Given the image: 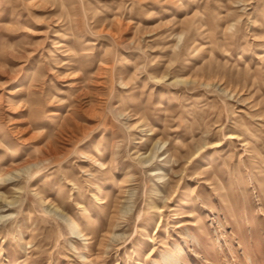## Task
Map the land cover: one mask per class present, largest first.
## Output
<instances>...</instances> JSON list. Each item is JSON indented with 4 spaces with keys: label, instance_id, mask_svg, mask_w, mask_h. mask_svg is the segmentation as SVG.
I'll return each mask as SVG.
<instances>
[{
    "label": "rangeland",
    "instance_id": "rangeland-1",
    "mask_svg": "<svg viewBox=\"0 0 264 264\" xmlns=\"http://www.w3.org/2000/svg\"><path fill=\"white\" fill-rule=\"evenodd\" d=\"M172 1L0 0V264H264V0Z\"/></svg>",
    "mask_w": 264,
    "mask_h": 264
},
{
    "label": "bare ground",
    "instance_id": "bare-ground-1",
    "mask_svg": "<svg viewBox=\"0 0 264 264\" xmlns=\"http://www.w3.org/2000/svg\"><path fill=\"white\" fill-rule=\"evenodd\" d=\"M62 2H63V0H61ZM172 1V0H171ZM173 2V1H172ZM132 4V6H133V2L131 3ZM34 5H36V4H34ZM131 6V7H132ZM23 7V6H22ZM25 7V6H24ZM34 7H36V6H34ZM28 12V11H27ZM7 13V12H6ZM30 13V12H29ZM30 15V14H29ZM255 21V20H254ZM77 23H78V21H77ZM79 24V23H78ZM201 25V24H200ZM182 26V25H181ZM77 27L78 28H80V26H78L77 25ZM193 33V32H192ZM182 35V34H181ZM91 45V43H89V41L85 44V45ZM20 67V66H19ZM22 69V68H21ZM12 76V75H11ZM9 77V76H8ZM12 79V78H11ZM30 87H32L31 85H30ZM29 90V89H28ZM34 90V89H33ZM30 91V90H29ZM35 91V90H34ZM1 111H0V122L2 121L1 120ZM67 123H71V121L69 120V119H65V120H63V122H62V126H64L65 124H67ZM34 126V125H33ZM37 129V128H36ZM0 130L2 131V129L0 128ZM71 131L73 130V127L70 129ZM144 130H146V129H144ZM143 130V131H144ZM1 131H0V133H1ZM7 131L5 130H3V141L5 140V141H7L6 140V137H7V133H6ZM39 132H41V131H39ZM46 131H44V133H45ZM33 136H35V134L33 135ZM228 138H230V139H233V138H239V139H244L243 138V136H242V134H240V133H235V132H232V133H230V134H228V136H227ZM32 138V137H31ZM36 139V138H35ZM146 139H150V140H153V138H152V136L151 137H146ZM48 149H47V153L45 154V155H43V156H40V157H38V159H36V160H34V161H32L31 163H28V164H26L25 166H23V167H21V168H18L17 169V171L15 170V171H13V172H10V173H8L4 178L2 177V175L0 176V180H2V179H5L6 177V179H9V178H12V177H14V176H19V175H21V173H20V171H26L28 168H30L31 166H33V165H35V164H37L38 162H43V161H45V160H47V159H49L50 157H55L56 155H57V153H58V149L56 148V147H52L50 144H48V147H47ZM44 154V153H43ZM143 157H146V156H143ZM153 156H150L149 158H147V159H145V161L144 162H148L151 158H152ZM167 157L168 156H165V162H168L169 160L167 159ZM154 175H157L158 174V179L161 181V182H163L162 183V185L161 186H163V187H165L168 183H167V181L165 180V178H166V176H167V173L166 172H164V171H160V173L158 172V171H153L152 172ZM15 178V177H14ZM39 192H37V194H38ZM41 198H44L45 199V197H43V196H41ZM17 200L16 199H14V200H10V201H8L9 202V204H14L15 202H16ZM17 203V202H16ZM0 207H2V206H0ZM60 208H59V206L57 205V204H53L51 207H50V209H49V212H51V211H53V212H55V215L56 214H58V210H59ZM60 214V213H59ZM63 214V213H62ZM7 215H10V214H0V220H2L5 216H7ZM63 215H65L66 216V214L64 213ZM64 216V217H65ZM65 220L67 221V223L69 224V229H70V231L73 233V234H76V235H80V236H83V235H86V234H83V230L82 229H80L79 228V224H78V222L76 221V219L74 218V217H70V216H66V218H65ZM88 239V238H87ZM89 244H90V242H88L87 243V245L89 246ZM74 247H76L75 245H74ZM81 256H83V257H86V255L85 254H81ZM23 261V260H22ZM11 262L13 263V264H15L16 263V257H13V259L11 260ZM23 264H27V261L25 262H22ZM116 264H118V263H116Z\"/></svg>",
    "mask_w": 264,
    "mask_h": 264
}]
</instances>
